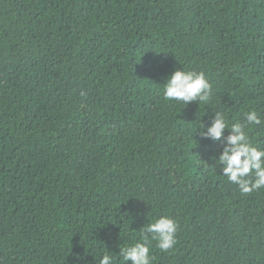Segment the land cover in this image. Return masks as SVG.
Listing matches in <instances>:
<instances>
[{
  "label": "trees",
  "instance_id": "1",
  "mask_svg": "<svg viewBox=\"0 0 264 264\" xmlns=\"http://www.w3.org/2000/svg\"><path fill=\"white\" fill-rule=\"evenodd\" d=\"M176 71L208 99L166 98ZM233 127L264 152V0H0V264H132L137 244L264 264V185L221 161Z\"/></svg>",
  "mask_w": 264,
  "mask_h": 264
},
{
  "label": "clouds",
  "instance_id": "2",
  "mask_svg": "<svg viewBox=\"0 0 264 264\" xmlns=\"http://www.w3.org/2000/svg\"><path fill=\"white\" fill-rule=\"evenodd\" d=\"M209 87L202 73L176 71L165 85L164 94L166 98L175 99L177 102L182 101L185 104L196 99L206 101ZM248 119L255 121L256 117L254 114H249ZM224 128L223 118L218 116L208 128L206 135L212 139H218ZM232 131L235 134L228 137V144L232 145V148L226 147L221 156V161L226 164L224 169L226 175L230 181L240 184L242 190L249 191L247 181L242 180L241 177L248 174L251 170H255L257 179L252 187L264 185V167H262L264 161L261 160V157H264V152H258L250 149L246 144H241L240 141L244 140L245 137L238 127H233ZM147 230L159 238V246L161 248H168L175 243L172 235L175 230V224L170 219L160 218L155 223L150 224ZM147 253L148 248L143 244H137L123 250L124 259L130 260L132 264H148ZM109 260V256L105 255L100 264H109Z\"/></svg>",
  "mask_w": 264,
  "mask_h": 264
}]
</instances>
